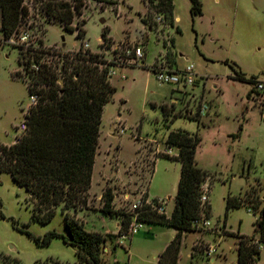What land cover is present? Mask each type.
<instances>
[{
  "label": "rangeland",
  "instance_id": "1",
  "mask_svg": "<svg viewBox=\"0 0 264 264\" xmlns=\"http://www.w3.org/2000/svg\"><path fill=\"white\" fill-rule=\"evenodd\" d=\"M114 1L83 0L82 14L75 16L73 24L79 23L85 33L76 37V31L65 30L59 22L46 24L41 0H24L31 9L22 29L32 44L42 40L44 46L75 50L86 40L91 51L102 52L107 60L116 53L124 57V50L136 40L143 44L142 60L124 63L108 77L115 92L102 111L93 195H89L88 208L78 210L77 217L86 230L104 236L103 263L160 264L164 242L173 238L176 230L144 222L137 233L117 244L114 230L122 215H103L99 211L101 194L110 187L114 210L128 212L137 190L144 189L149 198L165 200L169 216L180 161L157 154L166 148L169 131L182 129L200 138L195 159L208 173L210 212L203 217L208 225L200 223L195 230L184 232L177 264H235L236 234L257 237L255 211L264 197V90H251L255 84L235 78L240 71L247 78L254 75L257 81H264V0H199L200 14L191 11L190 0H172L173 23L156 20L162 13L150 9L144 24L139 15L147 12V2ZM105 25L112 40L109 48L100 47ZM19 36L13 40L18 41ZM18 54L16 44L0 40V144L6 145L14 141L15 128L31 104L26 82L15 75L17 70L23 71ZM45 59L61 61L49 54ZM155 61L166 62L179 72L192 64L193 84L160 82L151 69ZM228 195L248 196L247 205L227 210L224 198ZM27 196L7 172H0V253L18 258L21 264L48 258L78 262L77 247L62 238L53 237L43 245L22 231L41 237L48 231L68 235L60 210L47 223L33 220ZM210 245L215 251L208 256ZM255 264H264V244Z\"/></svg>",
  "mask_w": 264,
  "mask_h": 264
},
{
  "label": "trees",
  "instance_id": "2",
  "mask_svg": "<svg viewBox=\"0 0 264 264\" xmlns=\"http://www.w3.org/2000/svg\"><path fill=\"white\" fill-rule=\"evenodd\" d=\"M94 1L116 3L114 0ZM144 1L147 2L148 10L144 15H139L141 22L147 23L146 17L151 9L162 13L165 21L173 23L172 0ZM190 1L191 11L200 14V1ZM83 6V0H41L40 8L46 16V24L59 22L65 30L76 31V37H82L85 30L79 23L73 24V21L76 15L82 14ZM29 14L24 0H0V40H7L19 33L24 21L29 19ZM84 23L85 19H82L81 25ZM108 33L109 27L105 25L100 34L101 48L110 47L112 40ZM164 44L166 46L167 42ZM170 44L173 45V40ZM16 47L19 50L18 63L23 71L17 70L15 75L24 79L29 97L35 94L36 102L29 105L24 114L27 129L20 139L9 145L0 144V172H7L17 185L26 190V204L33 220L47 223L60 210L68 235L48 231L41 237L27 230L22 231L39 244L47 245L53 237H60L65 243L76 246L78 262L72 264H105L102 261L104 236L86 230L77 212L88 208L102 111L115 92L107 76L109 61L102 52L83 49L82 45L78 50L70 51L44 46L42 40H39L38 44ZM47 54L58 56L61 61L47 60ZM171 54L168 49L167 57ZM31 59L38 64V69L31 68ZM235 78L253 84L258 82L256 76L247 78L240 71ZM163 112L167 114L164 106ZM199 142L198 135L188 131H169L165 143L175 147L177 155L162 152L157 155L180 161L173 210L166 216L146 206L138 213V219L143 222L166 224L176 230L159 254L160 264H177L184 232L195 230V221L207 217L210 212L209 201L204 206L200 202L201 185L208 173L197 165L195 159ZM113 198L110 187L104 188L99 211L108 217L122 215L118 231L123 232L131 220V213L114 210ZM247 199L248 196L242 199L228 195L224 198L226 209L241 206ZM254 207L258 208L259 205L255 204ZM255 212L258 216L253 224L257 237L236 234L238 242L235 264H255L259 259L260 247L264 244V197L262 206ZM0 264L21 262L16 257L0 253ZM33 264L70 263L48 258L37 259ZM112 264H118V261Z\"/></svg>",
  "mask_w": 264,
  "mask_h": 264
},
{
  "label": "built area",
  "instance_id": "3",
  "mask_svg": "<svg viewBox=\"0 0 264 264\" xmlns=\"http://www.w3.org/2000/svg\"><path fill=\"white\" fill-rule=\"evenodd\" d=\"M25 4V2H24ZM29 11L30 7L28 4H25ZM156 20L163 21L162 16H156ZM17 34H20L19 40L14 41L13 37L17 36ZM15 34L11 38L7 39V41L14 43L16 45H24V47H27L32 44V42L27 41V31L22 29V26L20 28L19 33ZM22 34V35H21ZM34 45V44H32ZM83 49H89V44L86 40L83 41L82 44ZM78 50V49H76ZM76 50H70V51H76ZM144 57V49L143 44L136 40L135 42L131 43V46L128 47L126 50H124V57L120 53H116V55L111 59L108 60L109 63L108 66V72L107 76L110 77L115 73V70L121 68L126 64L131 63H137L138 61L142 60ZM32 69H38V64L34 61V59H31ZM151 69L154 71L156 78L160 82L164 83H171V84H177L182 82L184 86L192 85L194 80V73H193V65L189 64L187 65L181 72L175 71L168 66H166V62H156L151 66ZM254 91H263L264 90V81H258L253 87ZM31 104L36 102V95L33 94L30 96ZM30 104V105H31ZM206 105H203V108L201 109L203 112L205 111ZM27 129V123L25 121V118L20 122L19 125L15 128L16 135L14 136V142H17L20 137L25 133ZM123 131V129H121ZM172 148L171 146H166V148L162 151V153H166L168 155L172 154ZM160 151V150H159ZM137 196L134 198L133 202L130 204L128 208V212L131 213V220L127 226V229L123 232L117 231L116 236L118 238L117 244L122 245L121 239H127L131 235L137 233L143 226L144 222L138 219V213L143 207H149L150 210H154L160 214L166 215V202L164 199L161 198H149L147 194V190H137ZM209 189L206 184L201 185V194H200V202L201 205L204 206V204L208 201L209 197ZM127 199V197H126ZM202 223L203 226H206L209 224V221L206 218H200L199 220L195 221V226L198 227V225ZM215 251L214 246H209L207 248L206 254L208 256H211V254Z\"/></svg>",
  "mask_w": 264,
  "mask_h": 264
},
{
  "label": "crops",
  "instance_id": "4",
  "mask_svg": "<svg viewBox=\"0 0 264 264\" xmlns=\"http://www.w3.org/2000/svg\"><path fill=\"white\" fill-rule=\"evenodd\" d=\"M144 3H146V1H144ZM145 9L147 10V4L145 5ZM178 17H175V20L177 19ZM139 20H140V16H139ZM140 23H143V22H141V20H140ZM144 24V23H143ZM129 36L132 38L133 36H131L130 34H129ZM100 40H101V38H100ZM90 49V48H89ZM65 50H68V49H65ZM76 50V49H75ZM13 143V142H12ZM12 143H10V144H12ZM9 145V144H8ZM157 151H159V150H157ZM171 155H177V149L175 148V147H173L172 148V154ZM95 160H96V158H95ZM95 164V163H94ZM93 169H94V167H93ZM92 175H93V173H92ZM203 184H206L207 186H208V189H209V192H210V187H209V182H208V178H206V180L203 182ZM91 188H92V182H91V186H90V188H89V195H93V193L91 192ZM148 194V193H147ZM209 195V194H208ZM100 197V195H97V198H99ZM208 201H209V197H208ZM165 208H166V206H165ZM82 211H84V210H82ZM116 230H114V232H117L118 231V229H119V221L117 220V222H116ZM172 239V238H171ZM170 239V240H171ZM170 240H168V241H165L164 242V245H163V250H164V248L166 247V245H167V243L170 241ZM211 246V245H210ZM162 250V251H163ZM161 251V252H162ZM160 252V253H161Z\"/></svg>",
  "mask_w": 264,
  "mask_h": 264
}]
</instances>
